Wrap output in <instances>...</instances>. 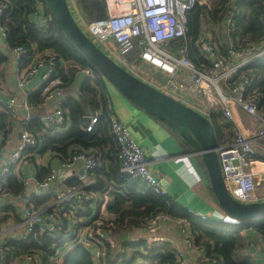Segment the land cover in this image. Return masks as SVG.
<instances>
[{
  "label": "built area",
  "instance_id": "obj_1",
  "mask_svg": "<svg viewBox=\"0 0 264 264\" xmlns=\"http://www.w3.org/2000/svg\"><path fill=\"white\" fill-rule=\"evenodd\" d=\"M103 1L106 17L94 22L84 19L75 0L68 3L82 32L130 75L210 121L213 115H217L224 123L235 126L231 139L223 138L216 150L225 187L239 203L263 202L264 108H259L256 92L248 91L256 77L249 69L245 71L248 73L246 75L243 69L253 62L264 60V30L261 38L254 43L244 39L234 40L238 8L235 3L230 4L218 25L212 24L209 18L201 20L195 48L202 59L194 63L187 49L176 48V44L187 39L188 13L197 4L212 8L213 4L209 0ZM31 2L32 25L40 33L47 32L53 17L45 0ZM9 4V0H0V38L4 44L3 50L8 53L15 68L16 87L24 92V98L21 101L15 97L3 99L0 84V111L11 118L19 115L20 111L26 112V116L22 119V129L14 149L5 156L0 154V207L4 206L8 193V175L14 171L20 174L19 166L26 160L28 153L38 147L41 136L49 135L53 130L64 132L69 116L62 103L68 85L63 82L61 75L68 76L72 69V65L60 59L53 50H39L32 44L14 47L7 44L9 29L1 21L6 16ZM222 44L225 45V51ZM131 53H137V63L127 59ZM142 67H151L152 71H158L161 75L155 78L151 72L145 74ZM81 73L90 83L95 79L89 69L81 70ZM33 93H39L42 97L37 104L29 102V96ZM50 102H55V107L39 118V131L31 132L30 110H41ZM97 123L98 116L89 115L84 131L93 132ZM109 128L118 147L120 172L140 181L165 202L172 200L160 179L154 175L145 151L133 137L130 128L111 112ZM78 165L79 171L76 170ZM97 168L95 156L76 150L71 152L67 160L61 161L57 168L50 167L45 178L37 182L32 200L48 195H54V198L47 205L37 206L28 201L17 224L10 219L1 224L0 264H44L38 254L8 255L9 243L28 242L32 236L64 230L68 241L62 246L63 251L69 252L75 245L81 244L95 248L92 253L93 264H112L110 258L116 264H121L115 260L118 241L114 226L106 223L104 215L100 213L86 222L82 230L77 229L83 217L88 215L90 204H98V197L88 189L93 184L92 175ZM19 176L21 185L26 188L27 179L23 175ZM70 178L78 185L67 184ZM58 181H66L62 189L53 188ZM170 220L167 214L152 217L141 227L151 237L146 238L145 234L134 237L130 244L144 242L147 249L156 247L157 231L163 222ZM177 222L189 225L183 220ZM71 238L74 241H69ZM186 246L189 251L195 247L190 232ZM175 260V264H187L186 252H175ZM217 263L218 260L214 258L203 257L201 260V264Z\"/></svg>",
  "mask_w": 264,
  "mask_h": 264
},
{
  "label": "trees",
  "instance_id": "obj_2",
  "mask_svg": "<svg viewBox=\"0 0 264 264\" xmlns=\"http://www.w3.org/2000/svg\"><path fill=\"white\" fill-rule=\"evenodd\" d=\"M8 10L5 18L1 23L9 29L7 44L14 47L18 45L29 46L35 45L39 50H53L60 59L66 62H72V69L68 76L61 75L63 82L71 81L75 72L79 70H91L95 79L92 81L94 86H90V80L84 79L82 84V94L84 97L90 95L92 103L96 98L104 101L105 85L102 75L99 74L85 58L66 40L65 36L57 27L54 19L50 23L47 32H38L35 30L31 22V0H9ZM213 6L207 8L205 5H196L187 15V39L177 42L176 48H186L189 58L198 63L202 58L198 50L195 48V42L199 36L201 20L210 19L211 23L218 25L223 17L228 12V5H235L238 8L236 20V34L234 40H246L248 43H254L263 35L264 30V0H218L219 5L215 0H209ZM76 6L80 10L84 19L88 22H94L106 17V7L103 0H75ZM205 9V15L202 16ZM225 45L222 44V49ZM225 51V49L223 50ZM137 53H131L127 59L130 62L137 63ZM7 61L6 55L0 51V65ZM249 69L256 79L249 87L248 91H255L259 102V108H264V60L251 63L243 69V72ZM248 75V73H245ZM97 89V90H96ZM42 100L39 95L36 98L29 96L31 104H37ZM91 103V105H92ZM68 111V116L71 118V127L69 130L62 133L55 132L53 136H42L40 145L41 153H50L58 156L60 161L68 159L72 151H81L89 155L95 156L98 163L102 162L108 166L110 175L113 179H131L123 175L119 170L117 160L118 147L115 143L113 135L109 128V115L106 109L101 111L98 118V123L93 132H85L82 125V116L84 110L80 103L69 101L63 108ZM212 123L215 127L218 143L223 138L233 135V127L231 125H223L217 121V115L212 116ZM8 116L0 111V121L6 119L9 125ZM9 119V118H8ZM34 122L30 131L36 133L39 131L41 124L39 121ZM224 129V133H223ZM230 140V139H228ZM78 148V149H77ZM104 148H108L107 154H113L115 159H108ZM109 160L110 163H105ZM108 164V165H107ZM102 167V166H101ZM97 170V169H96ZM100 171V170H99ZM98 171V172H99ZM97 171H95L96 173ZM94 173V175H95ZM103 175V174H102ZM134 183L138 180H134ZM71 185H78L77 183ZM103 184L98 180L97 185L91 189L93 193L103 192ZM141 192L132 193L122 197L120 204L126 203L130 209H136V213H131L129 217L132 219L128 222L137 226L144 225L147 220L158 214H167L170 218L183 220L189 223L190 233L193 238V244L196 247H201L208 258L218 260L217 264H252L248 260V249L246 241L240 236V233L246 229L243 223L237 224L215 222L208 219H203L194 216L186 209L176 205L172 200L165 202L163 199L155 195L144 184H142ZM54 198V195H48L42 199H33L34 204L47 205ZM124 215L128 216L125 212ZM7 208L0 207V225L9 218ZM234 221V220H232ZM253 229L264 237V218L251 221ZM117 228V227H116ZM66 231L60 233H52L49 235L32 236L28 242L12 241L8 245V255L15 256L18 254H38L44 260V264H50L49 259L56 255L58 249L64 245ZM69 241H74L71 238ZM130 248L131 256L127 264H133L136 260L141 261L139 264H175V252L170 245L147 249L143 244L127 245ZM92 248H87L84 245L77 244L74 248L66 252L62 264H93ZM124 264H126L124 262Z\"/></svg>",
  "mask_w": 264,
  "mask_h": 264
},
{
  "label": "crops",
  "instance_id": "obj_3",
  "mask_svg": "<svg viewBox=\"0 0 264 264\" xmlns=\"http://www.w3.org/2000/svg\"><path fill=\"white\" fill-rule=\"evenodd\" d=\"M67 1L68 3L74 2V0ZM3 45V41L0 38V51L7 57V61L0 65V84L3 89L1 97L3 99L15 97L18 101H21L24 98V92L18 90L16 87L15 68L9 59L8 53L3 50ZM84 79L85 76L81 71L75 72L71 81L68 83L62 103V105H66L69 101H76V103L82 105L84 116H82L81 127L83 130L89 121V115H97L99 118L103 109H106L108 115L110 112L113 113L116 118L130 128L133 137L145 151L154 175L160 179L168 196L176 205L186 209L194 216L206 217V219L215 222H231L214 198L209 185L207 172L199 155L192 152L191 148L172 130L138 109L106 81H104L105 90L103 94L105 103L98 98L92 103V97L90 95L84 97L82 94ZM37 82L38 79L36 78L35 83ZM90 86H94V84L91 83ZM38 95L41 97L39 93H33L31 96L32 98H36ZM55 105V102H50L41 110L36 108L31 109L30 115L32 121H39V118L44 113L52 110ZM24 116H26V112L20 111L19 115H16L15 118L8 117L9 125H7L6 119L0 121V154L5 156L14 149L22 129L21 124ZM85 118L87 119L86 121ZM216 119L223 125H229L224 123L219 116ZM33 123L31 122V126ZM231 126L234 130L235 126ZM70 127L71 118L69 116L64 131L69 130ZM35 132L37 133V131ZM54 134L55 132H51L49 136H53ZM108 150V148H104L106 154ZM106 156L108 159H115L111 153ZM60 162L58 156L50 153H41L40 144L36 149H32L28 153L26 160L19 166V175H23L27 179V187L24 188L21 185L18 172H11L6 180L8 193L3 207L9 211L10 217L8 219L13 220L15 224L19 222L24 204L28 201L34 203L32 197L37 182L45 178L50 167L57 168ZM105 163L110 162L106 160ZM79 169L80 166H76V170L79 171ZM96 171L95 175H92L93 184L88 189L93 190L98 180L103 184V188L105 189L103 192L94 193L98 197V204L96 206L95 203L90 204L87 217H83L81 224L77 225V229L82 230L86 222L98 216L100 213L104 215L106 217V223L114 226L116 241H118L115 260L121 264H124V262L127 264L129 256H131V250L126 246L131 245V239L144 236V234L146 238L151 237L150 234L144 233L141 228L142 225L137 226L136 224L128 222L133 219L129 215L136 213V209L129 210L126 203L120 204L123 196L141 192L139 190L142 189V183L140 181L134 183V181L125 177L123 179H113L108 166L104 163L102 164V162L98 163ZM74 183L76 184L73 178H70L67 182V184ZM64 184H66V181H58L53 185V188L62 189ZM124 212L128 216L124 215ZM177 221L180 220L171 218L170 221L162 223L161 229L155 235L158 236L156 238L157 242H155L158 243L156 247L170 245L174 252H186L187 264H201L203 257L208 258V256L201 247L195 246L190 251L187 249L186 242L190 227L189 225H182ZM243 225L246 229L240 233V236L246 241L245 245L248 249L246 255H248V260L252 264H264V237L253 229L252 222L243 223ZM139 244L145 245L144 242H140ZM94 250L95 248H92V253ZM54 259H49V263L57 264L58 260ZM110 260L112 264H116L113 258H110ZM139 263L141 261L136 260L133 264Z\"/></svg>",
  "mask_w": 264,
  "mask_h": 264
},
{
  "label": "water",
  "instance_id": "obj_4",
  "mask_svg": "<svg viewBox=\"0 0 264 264\" xmlns=\"http://www.w3.org/2000/svg\"><path fill=\"white\" fill-rule=\"evenodd\" d=\"M45 3L66 40L109 85L138 109L172 130L192 152L200 156L214 198L231 220L230 223L251 222L264 218V201L242 204L228 193L216 152L218 140L212 121L135 78L114 63L79 28L67 0H45Z\"/></svg>",
  "mask_w": 264,
  "mask_h": 264
},
{
  "label": "rangeland",
  "instance_id": "obj_5",
  "mask_svg": "<svg viewBox=\"0 0 264 264\" xmlns=\"http://www.w3.org/2000/svg\"><path fill=\"white\" fill-rule=\"evenodd\" d=\"M216 2H217V5L218 6H220L219 5V2H218V0H215ZM205 15V9L203 10V13H202V16H204ZM70 64H73L72 62H70ZM142 68H144V73L145 74H149L148 72H151L153 75H154V77L155 78H159L160 77V75H161V73L160 72H158V71H152L153 70V68H151V67H149V68H146V67H142ZM151 117V116H150ZM153 118V117H152ZM154 120H156V121H158L157 119H155V118H153ZM159 122V121H158ZM160 123V122H159ZM162 124V123H161ZM231 137L232 136H230V137H226L227 139H231ZM84 217H87V216H84ZM65 254H66V252L65 251H63V248L62 247H60L59 249H58V252H56V255L55 256H53L52 257V259H54V260H58V263H60V264H62L63 262V259H64V256H65ZM57 263V264H58Z\"/></svg>",
  "mask_w": 264,
  "mask_h": 264
},
{
  "label": "clouds",
  "instance_id": "obj_6",
  "mask_svg": "<svg viewBox=\"0 0 264 264\" xmlns=\"http://www.w3.org/2000/svg\"><path fill=\"white\" fill-rule=\"evenodd\" d=\"M233 223H235V222H233ZM233 223H232V224H233ZM246 223H247V222H246ZM236 224H237V223H236Z\"/></svg>",
  "mask_w": 264,
  "mask_h": 264
}]
</instances>
